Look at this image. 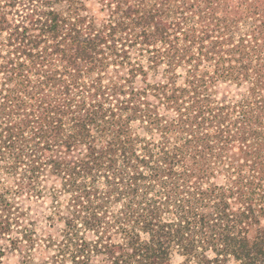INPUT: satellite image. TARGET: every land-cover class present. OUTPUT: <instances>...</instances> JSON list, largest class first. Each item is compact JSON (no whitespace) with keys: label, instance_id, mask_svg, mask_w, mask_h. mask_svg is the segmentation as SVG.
<instances>
[{"label":"trees","instance_id":"16d2710c","mask_svg":"<svg viewBox=\"0 0 264 264\" xmlns=\"http://www.w3.org/2000/svg\"><path fill=\"white\" fill-rule=\"evenodd\" d=\"M176 253L264 264V0H0V264Z\"/></svg>","mask_w":264,"mask_h":264},{"label":"rangeland","instance_id":"374dc122","mask_svg":"<svg viewBox=\"0 0 264 264\" xmlns=\"http://www.w3.org/2000/svg\"><path fill=\"white\" fill-rule=\"evenodd\" d=\"M49 204L48 203H45V204H41V206L38 208V213L41 215V216H43V218L42 217H40L39 218V224H38V226H37V229H38V231L40 232V233H43L44 231H46V220L44 219V217H45V215H48V214H50L51 213V209L49 208ZM15 261H17V259L16 258H13V257H11V258H9V260H7L6 262H5V264H15ZM184 261V257L181 255V254H174V256H173V262L175 263V264H178V263H181V262H183ZM192 264H196V263H192ZM226 264H235V262L233 261V260H230L228 263H226Z\"/></svg>","mask_w":264,"mask_h":264}]
</instances>
